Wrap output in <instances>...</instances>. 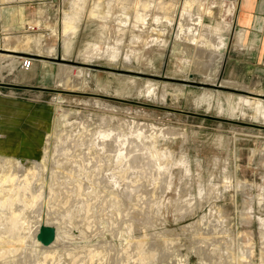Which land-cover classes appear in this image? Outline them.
Here are the masks:
<instances>
[{"label":"rangeland","instance_id":"obj_1","mask_svg":"<svg viewBox=\"0 0 264 264\" xmlns=\"http://www.w3.org/2000/svg\"><path fill=\"white\" fill-rule=\"evenodd\" d=\"M140 1L117 0L114 14L127 8L134 23V5ZM165 1L171 6L166 12L174 20L171 25H166L164 11L150 10L149 32H139L133 24L127 32H117L112 22L108 27L112 33L106 32L102 39L101 21L92 19L90 13L96 5L104 6L109 0H88L86 16L69 57L65 56L66 39L61 30L64 13L72 12V0L31 3L23 27L19 25L13 33L9 27H0V37L4 34L12 37L8 44L0 40V49L7 45L9 51L17 52L0 51V55L15 58L0 61V145L12 140H38V144H46V161L50 163L60 144L66 145L72 139L87 142L111 129L129 135L131 121L172 128L176 136L158 135L156 144L152 145L157 151L155 157L168 174L169 185L160 190V181L152 180L146 187L147 194L155 199L151 204L155 223L154 227L140 223L138 235L147 241L142 246L144 261L141 260V264H210V261L202 262L197 255L198 245L204 246L202 253H211L209 242H200L202 238L195 236L194 239L190 236L194 229L186 233L183 228H192L207 214L209 221H216L218 212L223 214L222 223L229 232V236H217L221 238L219 243L224 242L227 247L228 257L223 264H264V225L258 220V217L264 218V208L259 206L264 196V113L250 106L231 113L227 103V97H232L237 108L240 96L261 99L264 103V67L252 71L251 67L237 64L235 75L231 77L232 64L225 55L229 53L227 45L225 52H228L215 71L213 84L206 81L202 73L187 69L185 50L175 46L176 32L182 11L196 0ZM216 1L215 18L205 17L206 25H216L222 20L219 7L222 4ZM156 3L157 0L151 2ZM1 14L3 24L0 26H3L5 13ZM158 16L162 19L155 21ZM164 29L167 30L164 36L155 31ZM54 30H58L56 34ZM157 35L167 41L166 46L154 40ZM109 37L120 48L116 59L107 54ZM90 49L100 50V56L92 59L88 55ZM21 58L34 60L33 67L23 70ZM79 70H84L85 76L78 84H69ZM151 84L165 88L164 97L153 94L152 89H148ZM102 119L108 121L105 129L101 127ZM25 143L22 151L4 155L33 160L35 164L43 153L40 149H29L28 141ZM162 153L167 154L166 159L160 156ZM207 186L215 187L210 203L200 198ZM196 200L200 201V207L191 213L192 217L190 213L178 211V207ZM159 204L162 208L158 214ZM252 206L255 216L251 214ZM19 226L23 227V222ZM5 229L1 226L0 231L5 232ZM26 235L27 231L16 229V239L8 234L0 241V258L4 263L17 264L16 256L30 257L25 249L19 252L17 246V240ZM150 254L156 256L148 262L145 257ZM71 259L65 263L74 264ZM62 263L61 259L59 264Z\"/></svg>","mask_w":264,"mask_h":264},{"label":"bare ground","instance_id":"obj_2","mask_svg":"<svg viewBox=\"0 0 264 264\" xmlns=\"http://www.w3.org/2000/svg\"><path fill=\"white\" fill-rule=\"evenodd\" d=\"M116 1L109 0L106 5L98 4L91 10L90 17L101 21L102 39L107 33H112L108 29L112 22L116 24L117 32H127L132 24L139 29V32H149L148 12L150 10L164 11V19L168 26L174 21L171 15L166 13L171 6L165 0H157L156 4H151L153 0L146 2L137 0L141 3L134 5V11H136L134 23L129 17L127 8L118 15L114 14L113 7ZM87 2L88 0H72V12L64 13L61 33L66 39L64 49L66 57L73 52L74 40L86 16ZM224 5L226 13L225 17L220 18L222 19L220 23L206 25L205 17L215 18L214 9L209 4L190 2L189 9H184L181 13L176 32L175 46L183 47L185 50L187 69L202 73L206 76V81L212 84L215 82V71L224 58L227 45L229 47L234 26L231 18L232 8L228 2ZM161 19L158 16L155 21ZM57 31L53 32L56 34ZM155 31L164 36L167 30ZM10 35L4 34L0 40L3 39V42L8 44L12 39ZM162 36L153 38L157 43L166 46L167 41ZM110 40L109 37L107 54L112 59H116L119 57L120 48ZM0 51L17 53L9 51L7 45ZM100 54L101 51L98 49H90L88 52L92 59L99 57ZM6 59L15 60L14 57L0 55V61ZM85 74L84 70L77 71L68 83L78 84ZM228 85L233 86L231 83ZM149 88L156 96L160 94L164 97L166 94L165 88L160 89L152 84ZM227 101L231 113L241 111L245 106L264 113V103L261 99L240 96L237 108L232 97H227ZM129 123L131 128L129 135L111 129L87 142L83 139H72L66 145L60 144L54 153L55 159L50 163L46 161L48 151L46 144H38V140H12L0 145V228L6 227L5 232L0 231V241L5 240L8 234L12 235V239H16V229H20L21 232L27 231L26 236L17 240V246L20 249L19 252L25 249L30 257L16 256L17 264H59L61 259L66 264L65 261L70 257L74 260V264H141V260L144 259H141L144 253H142V246L147 241H143L139 237L140 234L138 235L141 230L140 223L150 227H154L155 223L151 210V204L155 199L152 194H147L146 187L152 180L160 181V190L168 188L169 185L168 174L162 169L160 160L155 157L154 154H157V151L152 145L156 144L158 135H175V131L172 128L162 129L144 123L132 121ZM107 125V119H102L101 127L105 129ZM151 132H154V135ZM27 141L29 149L38 151L40 149L43 153L40 160L34 161L35 164L33 160L4 155L22 151L26 148ZM160 156L167 158L166 153ZM214 188L210 186L205 189L200 198L210 203ZM160 193L162 195V192ZM208 203H204L205 207ZM198 207H200V201L196 200L191 204L178 207V211L190 213L191 216ZM161 208L162 205L159 204L157 213ZM187 215L186 217H189ZM217 215L219 219L216 221H209L207 214L196 224L194 223L192 228L189 226L183 228L186 233L194 229L190 236L202 238L201 241L198 240V243L199 241L205 244L206 241L209 242L211 253L208 254L202 253L204 246H196L197 255L201 257V261H210V264H223L228 257L226 244L219 243L221 238L217 239V236L219 234L229 236V232L222 223L223 214L218 212ZM258 220L264 223V218L258 217ZM21 222L23 227H17ZM43 225L56 229L55 241L49 246H44L37 239ZM200 225L207 228L202 229ZM195 226L199 227L195 229ZM230 237L232 238L231 235ZM150 255L144 256L148 262L156 256ZM0 264L6 263L0 258Z\"/></svg>","mask_w":264,"mask_h":264},{"label":"crops","instance_id":"obj_3","mask_svg":"<svg viewBox=\"0 0 264 264\" xmlns=\"http://www.w3.org/2000/svg\"><path fill=\"white\" fill-rule=\"evenodd\" d=\"M41 1L45 0H0V14L5 13V25L0 27H9L11 33L15 32L19 25L23 27L25 18L29 17V5ZM196 1L209 4L212 9L218 5L216 0L212 3L209 2L210 0ZM220 2L222 4L219 6L222 10L221 18H223L226 13L224 4L227 1L220 0ZM228 5L232 8L231 18L234 26L230 37L229 53L225 55L228 57L229 64H232L230 76L234 77L237 64L251 67L252 71L261 66L264 67V0H236L229 2ZM1 15L3 17V14ZM0 24H3V19H0ZM260 205L264 208V196ZM253 208L252 206L251 214L255 216Z\"/></svg>","mask_w":264,"mask_h":264},{"label":"water","instance_id":"obj_4","mask_svg":"<svg viewBox=\"0 0 264 264\" xmlns=\"http://www.w3.org/2000/svg\"><path fill=\"white\" fill-rule=\"evenodd\" d=\"M56 238V229L52 226L43 225L40 228V232L37 236L39 242H41L44 246L51 245Z\"/></svg>","mask_w":264,"mask_h":264},{"label":"built area","instance_id":"obj_5","mask_svg":"<svg viewBox=\"0 0 264 264\" xmlns=\"http://www.w3.org/2000/svg\"><path fill=\"white\" fill-rule=\"evenodd\" d=\"M20 60L21 67L25 71L31 69L34 65V60L32 59L21 58Z\"/></svg>","mask_w":264,"mask_h":264}]
</instances>
